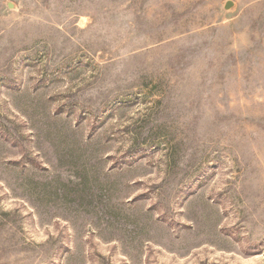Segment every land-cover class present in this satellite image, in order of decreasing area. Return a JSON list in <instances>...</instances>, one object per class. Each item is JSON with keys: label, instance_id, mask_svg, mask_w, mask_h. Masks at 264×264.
I'll return each instance as SVG.
<instances>
[{"label": "rangeland", "instance_id": "obj_1", "mask_svg": "<svg viewBox=\"0 0 264 264\" xmlns=\"http://www.w3.org/2000/svg\"><path fill=\"white\" fill-rule=\"evenodd\" d=\"M0 264H264V0H0Z\"/></svg>", "mask_w": 264, "mask_h": 264}, {"label": "water", "instance_id": "obj_2", "mask_svg": "<svg viewBox=\"0 0 264 264\" xmlns=\"http://www.w3.org/2000/svg\"><path fill=\"white\" fill-rule=\"evenodd\" d=\"M230 6H232L231 2H227L224 6V9L227 10L228 8H230Z\"/></svg>", "mask_w": 264, "mask_h": 264}]
</instances>
